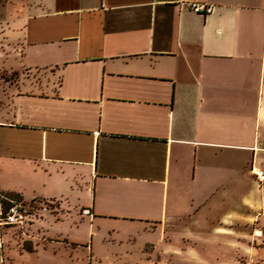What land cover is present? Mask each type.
<instances>
[{"label":"crops","instance_id":"obj_1","mask_svg":"<svg viewBox=\"0 0 264 264\" xmlns=\"http://www.w3.org/2000/svg\"><path fill=\"white\" fill-rule=\"evenodd\" d=\"M8 6L0 191L57 202L56 225L146 237L89 264H264V0ZM8 230L24 229L0 224V256ZM53 243L79 247L61 229Z\"/></svg>","mask_w":264,"mask_h":264},{"label":"rangeland","instance_id":"obj_2","mask_svg":"<svg viewBox=\"0 0 264 264\" xmlns=\"http://www.w3.org/2000/svg\"><path fill=\"white\" fill-rule=\"evenodd\" d=\"M12 2L13 0H0V17L9 16L11 7L8 5ZM50 210L51 212L41 210L38 214L29 217L27 221L22 222L20 228L24 229L23 231L16 233L14 230L6 231L9 237L6 238L1 248L0 264H89L92 247L96 251L119 248L141 251L146 240L145 236L135 233L137 241L132 243L129 241L132 240L129 237L132 233L120 229L123 225L103 222L95 226L91 225L89 217H86L85 221H79L76 225L73 222L68 223L69 221L56 225L52 217L60 215L61 207L59 205L56 208L54 205ZM60 229L71 241L74 240L79 244V247L64 248L53 243L49 249L45 250L40 243L46 237L55 236ZM38 243V252H25L27 251L25 248H34V244ZM20 248L23 252L19 251Z\"/></svg>","mask_w":264,"mask_h":264},{"label":"built area","instance_id":"obj_3","mask_svg":"<svg viewBox=\"0 0 264 264\" xmlns=\"http://www.w3.org/2000/svg\"><path fill=\"white\" fill-rule=\"evenodd\" d=\"M187 6L197 14L210 15L213 12V7L200 3H190ZM258 179L263 182L264 181V170L259 174ZM7 209L5 212L0 213V224L6 225H16L20 227L22 222L27 221L29 217H32L38 212L49 211L46 206L42 209L35 211L33 207H31L28 202L22 200H10L9 204H7ZM83 214L89 215L90 212L88 210H84Z\"/></svg>","mask_w":264,"mask_h":264},{"label":"trees","instance_id":"obj_4","mask_svg":"<svg viewBox=\"0 0 264 264\" xmlns=\"http://www.w3.org/2000/svg\"><path fill=\"white\" fill-rule=\"evenodd\" d=\"M10 200H22V198L19 195L15 194H9V193H3L0 191V201L3 206H6L9 204ZM28 204L34 208L35 211H38L42 209L44 206L48 208L49 211L52 209V207L55 205L56 208L59 206V204L55 201H40V200H34L31 202H28ZM28 252H33V248H25Z\"/></svg>","mask_w":264,"mask_h":264}]
</instances>
